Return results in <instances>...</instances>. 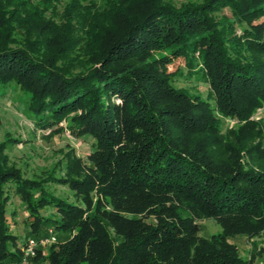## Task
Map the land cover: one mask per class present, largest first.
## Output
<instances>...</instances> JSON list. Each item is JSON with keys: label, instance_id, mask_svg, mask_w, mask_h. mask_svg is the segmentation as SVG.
Here are the masks:
<instances>
[{"label": "trees", "instance_id": "trees-1", "mask_svg": "<svg viewBox=\"0 0 264 264\" xmlns=\"http://www.w3.org/2000/svg\"><path fill=\"white\" fill-rule=\"evenodd\" d=\"M54 7L0 0V83L27 94L38 126L64 120L91 142L85 155L70 148L27 175L8 156L11 137L0 140V260L20 259L24 240L48 223L66 236L38 249L33 259L46 264H253L231 237L264 228V170L240 161L264 103V0H67L60 21L46 16ZM224 8L230 14L216 16ZM177 56L208 83L206 95L158 68ZM221 116L238 122L228 160L209 146ZM11 192L30 218L22 241L10 231ZM187 208L221 229L202 235Z\"/></svg>", "mask_w": 264, "mask_h": 264}, {"label": "rangeland", "instance_id": "rangeland-1", "mask_svg": "<svg viewBox=\"0 0 264 264\" xmlns=\"http://www.w3.org/2000/svg\"><path fill=\"white\" fill-rule=\"evenodd\" d=\"M67 0H54L55 7L49 12L46 11L47 17H52L56 21L61 20L64 5ZM100 5L103 0H96ZM175 5H180L189 0H169ZM230 14L228 8L216 12ZM158 68L162 72L173 74V83L178 86L186 87L192 92L200 91L202 95H206L209 85L207 82L196 76L189 75L187 65L182 56L174 57L172 61L166 63H158ZM27 94L15 83L10 82L6 85L0 83V140L10 136L11 139L6 147L10 160L16 165L21 166L23 172L27 175L33 173H42L45 169L53 167L63 153L70 148L77 154L85 155L88 151L91 138L90 136H77L71 134L65 128V121L62 120L57 124L42 127L35 124L32 114L26 107ZM221 126L217 133H211L215 136L210 143L212 154L221 160H228L230 155L228 143L237 145L240 140L235 135L238 122L230 116H221ZM251 118L257 120L256 126L251 134L243 138L241 142L244 145V151L240 157V161L245 165H252L264 170V133L257 131L258 128L264 129V103L258 106ZM64 126V129L57 128ZM202 135V134H201ZM13 137V138H12ZM197 138V137H195ZM259 145V146H258ZM46 186L55 194L67 198L68 200H76L74 190L66 184L48 182ZM11 200L7 204V214L10 218V231L18 236V241L24 240L28 236L29 220L27 211L25 210L20 196L15 192H11ZM176 202L191 206L190 202L183 199L180 195H173ZM189 211L190 209L187 208ZM191 210H193L191 208ZM190 210V211H191ZM12 211L14 213L12 214ZM195 220L200 224V233L204 236L220 230L222 225L217 218L204 215L200 212L192 211ZM44 213H48L54 217H58L59 213L52 207L48 206ZM150 219H153L150 217ZM52 225L48 223L42 224L41 229L44 231ZM58 238H64L66 233L55 230ZM231 240L238 244L242 256L249 257L253 255V264H264V228L259 233L247 236L244 233H238L231 237ZM49 245L41 247L42 253H46ZM47 260L42 257L32 259V264H46Z\"/></svg>", "mask_w": 264, "mask_h": 264}, {"label": "built area", "instance_id": "built-area-1", "mask_svg": "<svg viewBox=\"0 0 264 264\" xmlns=\"http://www.w3.org/2000/svg\"><path fill=\"white\" fill-rule=\"evenodd\" d=\"M57 241V236L52 227L48 228V232L38 237L29 236L22 243L20 249L22 257L16 260H0V264H32V259L37 255L38 249L52 242Z\"/></svg>", "mask_w": 264, "mask_h": 264}]
</instances>
